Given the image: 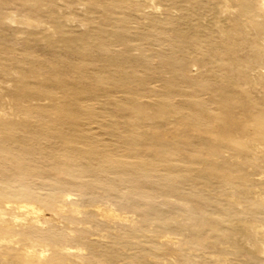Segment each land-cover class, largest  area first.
I'll return each instance as SVG.
<instances>
[{"label": "rangeland", "instance_id": "rangeland-1", "mask_svg": "<svg viewBox=\"0 0 264 264\" xmlns=\"http://www.w3.org/2000/svg\"><path fill=\"white\" fill-rule=\"evenodd\" d=\"M207 1L28 0L26 6L34 4L37 11L36 15H29L39 16L44 21L41 25L52 34L43 37L28 35L32 28L19 22L23 13L18 7H7L0 20V91L6 93L7 89L12 93L18 85L36 87L37 103L43 105L61 103L73 107L79 99L88 100L105 114L108 125V121L117 119L108 112V91H118V98L110 100L113 104L120 107L124 102L116 101L124 99L133 108L137 103L135 91L175 95L177 83L170 69L186 60L177 54L194 51L191 46L204 39L221 47L213 26L203 19L208 15L201 6ZM7 15L18 18L17 23L8 21ZM110 73L125 77L127 83H109L106 77ZM221 73L212 79V89L229 102V108L234 110L237 105L234 97L250 104L245 88L231 74L227 76L226 69L222 68ZM101 78L104 83L99 81ZM194 88L195 93L207 92ZM203 97L211 96L206 93ZM4 100L6 106L2 109L8 110L6 99L1 98L0 103ZM144 100L152 102L150 98ZM23 107L14 109L18 117L0 119V193L11 196L15 192L13 187L29 186L35 193L45 194L62 178L65 182L61 187L68 190L59 199L70 203L73 211L70 214L64 207L62 212L66 213L58 215L62 220L59 222L49 220L47 213L33 204L18 201L24 232L19 233L18 225L7 228L12 234L9 238L18 240L15 247L31 250L23 245L37 240L63 247L61 252L57 251L63 264H264V256H253L238 243L242 232L233 230L229 234L223 230V226L233 229L243 222L253 228L264 224V166H254L256 159L252 155L244 160L243 175L225 169L222 158L213 149L204 154L197 149L191 155L187 153V144L157 140L155 145L165 149L167 157L177 156L168 165L179 166L189 158L200 164L194 165L188 175L179 172L172 183L147 182L148 191L156 198L151 204L120 191L113 185L118 177L112 173L105 185L88 178L85 163L73 159L64 150V140L55 135L68 129L53 125L40 109ZM122 109L118 108V130L126 138L121 146L152 159L155 155L143 146V141L148 143L154 138L143 131L147 139H139V130L130 125L132 122L140 127L142 113ZM145 122L148 130L147 124L153 121L145 118ZM91 126L111 138L112 129L106 130L96 123ZM162 127L168 129L171 124ZM57 167L62 173L55 171ZM16 210L8 212H19ZM181 213L187 217L184 221L171 220ZM199 219L217 222L219 230L188 225ZM49 222L58 230L71 233L63 240L42 234V230L36 235L37 228H46ZM193 227L195 233L190 231ZM230 237H234L240 251L228 247ZM12 254L1 250L0 264H23Z\"/></svg>", "mask_w": 264, "mask_h": 264}, {"label": "bare ground", "instance_id": "bare-ground-1", "mask_svg": "<svg viewBox=\"0 0 264 264\" xmlns=\"http://www.w3.org/2000/svg\"><path fill=\"white\" fill-rule=\"evenodd\" d=\"M27 1L0 0V20L4 17L3 9L15 6L23 13V16L19 17V22L32 28L28 35L52 36L49 30L41 25L44 21L40 20L39 16L29 15V13L36 15L37 11L34 4L26 6ZM155 7L158 9V6ZM201 7L208 15L203 19L205 23L209 20L210 25L213 26L221 47L212 45L204 39L191 46L194 51L188 49L185 54H177L186 60L173 65L170 69L177 83L178 92H175V95L168 92L153 91L147 94L135 91L137 103L133 108L129 103H125L124 99H117L116 103L124 102L120 107L118 104H113L114 101L110 100L118 98L116 94L118 91H108L106 95L108 99L106 105L110 107L108 112L117 119L108 121L106 125L105 114L103 115L93 102L79 99L73 107H67L61 103L38 104L36 87L18 85L15 92H8L7 89L6 93L0 91V100L6 99L8 105V110H5L2 107L6 106V101L0 103V119L5 120L8 116L18 117L19 114L15 113L14 109L21 110L23 103L24 109H28L30 105L40 109L42 115L45 113L44 116H48L53 125L68 129V132L61 131L55 135L64 140V150L73 159H79L85 163L88 178L105 185L109 184L108 175L112 173L118 177L113 185L120 191L151 204L156 201V198L148 191L147 182L172 183L179 172L188 175L193 171L194 165L200 164L189 158L187 162H182L179 166L168 165V161L175 160L177 156L173 154L167 157L166 150L155 145L157 140L164 142L174 140L179 141L180 145L187 144L189 145L187 153L191 155H194L197 149L202 154L210 153V149H213L222 158V166L225 169H234L243 175L246 172L243 167L244 160L251 155L256 159L254 166H264V73L261 72L264 69V0H208L207 4ZM7 17L11 22L16 19L12 15ZM6 19L5 17L4 20ZM222 68L226 69L227 76L231 74L245 88L244 92L252 101L250 104L234 97L233 102L237 105L234 110H231L227 104L229 102L212 89V79L222 74ZM99 81L104 83L103 78ZM106 81L118 85L127 83L125 77L111 73L107 75ZM194 87L203 88L207 92L195 93ZM206 93H210L211 97H203ZM156 96L160 98V101L153 100ZM145 98H150L152 102L145 101ZM117 107L123 108V111L128 110L130 113L134 111L142 113L143 122L140 123V127L133 125L132 122L130 125L139 130L137 136L139 139L145 140L144 132L151 134L154 138L148 143L143 141V146L155 155L152 159L145 158L136 150H124L121 146L126 135H121L123 132L118 130L120 123H118ZM145 118L153 121L152 124H147L148 130H146ZM92 123L100 124L106 130L112 129L111 138L98 133L96 127H90ZM165 124H171V127L164 129L162 126ZM132 134L129 133V136L133 137ZM105 167L109 169H104ZM55 171L62 173L59 167ZM63 181L62 178L56 180L55 187L48 189L45 194L35 193L29 186L18 189L16 186L13 187L15 192L11 196L0 193V251L13 252L11 257H15L23 264H63L57 254V251L61 252L63 247L42 244L38 240V242L32 241L23 245L31 247V250L20 248V245L15 247L14 243L18 240L15 242L11 237L9 238L12 234L10 235L7 229L11 225H18L19 233L24 232V222L18 205L20 200L33 204V207L43 211V214L47 213L49 220L52 218L61 222L58 215L64 212V207L69 209L71 214L73 210L70 203L59 199L60 194L68 190L61 187ZM231 198L234 202L238 200L233 196ZM9 209L12 211L19 209V212H8ZM186 218L181 213L171 217V220L184 221ZM190 224L197 225L199 228L208 226L212 231L219 230L217 222L207 219H199L197 223H188ZM223 228L229 234L233 230L242 232L241 242L238 243L243 244L251 255L264 256V224H260L259 228H253L248 222H243L232 227L233 229L230 226H223ZM37 230L36 235L42 230V234L56 239L58 237L59 240H63L65 235L71 233L66 229L58 230L53 222H49L46 228L38 227ZM190 231L196 232L194 227ZM230 238L232 242L228 244V247L236 252L240 251V246L234 237ZM34 245H39L40 248L37 249Z\"/></svg>", "mask_w": 264, "mask_h": 264}]
</instances>
